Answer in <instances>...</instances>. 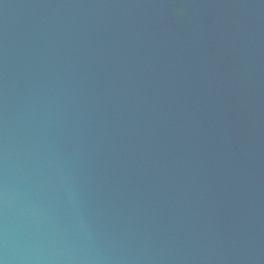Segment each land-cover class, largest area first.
<instances>
[{
	"label": "water",
	"instance_id": "obj_1",
	"mask_svg": "<svg viewBox=\"0 0 264 264\" xmlns=\"http://www.w3.org/2000/svg\"><path fill=\"white\" fill-rule=\"evenodd\" d=\"M0 264H264V0H0Z\"/></svg>",
	"mask_w": 264,
	"mask_h": 264
}]
</instances>
